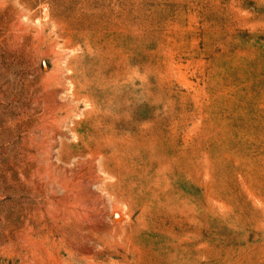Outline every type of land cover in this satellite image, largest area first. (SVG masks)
Masks as SVG:
<instances>
[{"label": "rangeland", "instance_id": "1", "mask_svg": "<svg viewBox=\"0 0 264 264\" xmlns=\"http://www.w3.org/2000/svg\"><path fill=\"white\" fill-rule=\"evenodd\" d=\"M0 264H264V0H0Z\"/></svg>", "mask_w": 264, "mask_h": 264}, {"label": "bare ground", "instance_id": "2", "mask_svg": "<svg viewBox=\"0 0 264 264\" xmlns=\"http://www.w3.org/2000/svg\"><path fill=\"white\" fill-rule=\"evenodd\" d=\"M8 133V132H7ZM5 136H7L6 134L3 136V137H5ZM9 137V136H8Z\"/></svg>", "mask_w": 264, "mask_h": 264}]
</instances>
